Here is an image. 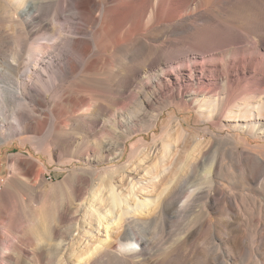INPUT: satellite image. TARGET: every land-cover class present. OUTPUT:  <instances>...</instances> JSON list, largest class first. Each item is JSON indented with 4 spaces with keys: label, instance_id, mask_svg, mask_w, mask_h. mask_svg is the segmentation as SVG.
Segmentation results:
<instances>
[{
    "label": "bare ground",
    "instance_id": "bare-ground-1",
    "mask_svg": "<svg viewBox=\"0 0 264 264\" xmlns=\"http://www.w3.org/2000/svg\"><path fill=\"white\" fill-rule=\"evenodd\" d=\"M75 21L94 31L88 38L74 37L83 35L72 29ZM240 36L252 46H239ZM247 65L252 70L246 72ZM205 72L213 82L204 79ZM47 73L65 78L66 84L43 82ZM235 73L241 80L231 81ZM220 85L225 91L221 99L216 93ZM53 90L48 101L45 95ZM172 90L178 94H168ZM215 94L217 115L245 94L257 102L253 111L264 106V0H0V144L3 134L10 133L4 126H12L6 122L5 106L16 102L24 112L12 115L18 129L40 135L50 114L61 134L85 129L108 146L107 139L121 140V157L132 132L141 122L157 128L169 102ZM65 120L74 126H68L69 121L63 125ZM235 152L236 175L227 170L222 175L219 168L206 191H194L191 199L202 198L207 216L186 227L163 256L141 228L157 217L188 212V200L182 201L181 193L185 176L160 192L156 202L140 200L135 188L123 200L114 194L110 214L99 216L102 222L95 232L87 231V239L97 243L82 255L72 252L78 260L71 264L167 263L201 223L212 224L211 211L223 217V229L211 235L220 243V264H264V161L250 152ZM11 161L24 183L32 178L29 185L35 188L40 175L33 166ZM147 192L142 187L139 194ZM2 196L8 200L15 194ZM29 215L35 223L32 236L1 238L0 264H63L70 242L81 234L80 217L62 213L55 218L45 212L40 227L41 221L34 220L36 210ZM40 230L52 239L39 240ZM102 231L104 238L94 236Z\"/></svg>",
    "mask_w": 264,
    "mask_h": 264
},
{
    "label": "rangeland",
    "instance_id": "rangeland-1",
    "mask_svg": "<svg viewBox=\"0 0 264 264\" xmlns=\"http://www.w3.org/2000/svg\"><path fill=\"white\" fill-rule=\"evenodd\" d=\"M65 14L68 16L70 12L66 11ZM98 17L99 12L95 14V18ZM72 29L83 32V35L74 36L80 38H88L94 31L92 27L78 25L77 21ZM239 39V46H252L242 36ZM184 64L187 65V62ZM245 67L246 72L252 70L248 65ZM60 77L47 73L43 82L56 80L58 86H64L65 78ZM203 77L210 82L214 80L208 72ZM230 79L241 80V77L235 73L231 74ZM55 92L53 90L45 95L48 101ZM224 92L220 85L216 92L217 98H224ZM168 94L177 95L178 90H172ZM215 98L216 94L215 97L207 96L204 99L184 96L181 100H172L163 111L157 128H150L147 122L139 124L126 142L121 157L118 155L121 140L107 139L111 143L108 146L96 140L92 131L85 129L72 132L74 130L67 128L72 133L61 134V130L51 122L50 114L40 135L24 132L16 127L12 116L19 112L20 107L16 102L8 103L4 116L12 126H4L10 133L3 134L5 140L0 144V239L32 236L35 223L29 212L34 209L37 212L34 220L41 221L40 227L45 224L42 218L45 212L55 218H59L62 213L78 216L81 219V234L75 236L73 243L70 242L68 252L63 257V264H71L78 260L73 257L72 252L82 255L88 246L97 243L96 240L91 242L87 239V231L95 232L96 226L102 222L99 216L110 214L114 194L123 200L135 188L140 200L156 202L160 192L170 189L175 181L185 176L187 181L185 186L182 185L181 193L182 201L188 200V212L178 217L171 215L167 219L157 217L141 228L143 234L154 244V251H159L163 256L170 246L184 236L186 227L207 216L202 211V198L191 199L194 191L200 188L206 191L208 180L219 168L222 175L226 170L236 175L233 166L235 151L259 155L264 161V106L258 107L259 112L253 111L258 106L257 102H250L245 94L230 103L228 109L222 107L217 115ZM233 107L241 109L237 112L231 110ZM250 110L252 114L248 113ZM255 116L262 120H254ZM249 117L253 120H224ZM66 121H69L68 126H74L70 120H65L63 125L66 126ZM255 122L259 125L251 127ZM3 123L0 118V130ZM244 123H249V126L243 125ZM45 136L48 138L43 144L41 142ZM14 159L33 166L35 173L40 175L35 188L29 185L32 178L24 183L26 179L21 178L15 168H11V160ZM142 187L148 192L140 195ZM229 190L232 194L235 193L231 187ZM8 191L15 196L8 197L7 200L2 193ZM131 200L133 204L136 203L135 199ZM211 213L212 224L205 226L201 223L186 243L174 249L169 262L163 264H220V243L213 242L211 235L223 229V217L212 211ZM20 220L22 223L18 222ZM105 234L102 231L101 236L96 233L94 236L102 239ZM45 237L52 239L50 235H43L40 230L37 238L43 240Z\"/></svg>",
    "mask_w": 264,
    "mask_h": 264
}]
</instances>
